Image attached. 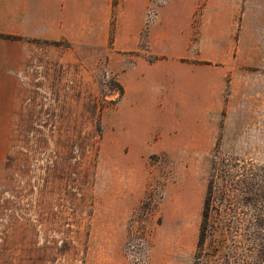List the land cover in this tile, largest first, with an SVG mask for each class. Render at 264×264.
Wrapping results in <instances>:
<instances>
[{
	"label": "rangeland",
	"instance_id": "1",
	"mask_svg": "<svg viewBox=\"0 0 264 264\" xmlns=\"http://www.w3.org/2000/svg\"><path fill=\"white\" fill-rule=\"evenodd\" d=\"M147 22L177 60L128 80L127 95L105 48L32 71L16 104L3 263L196 264L217 155L253 169L232 241L235 264H264V0H153Z\"/></svg>",
	"mask_w": 264,
	"mask_h": 264
},
{
	"label": "crops",
	"instance_id": "2",
	"mask_svg": "<svg viewBox=\"0 0 264 264\" xmlns=\"http://www.w3.org/2000/svg\"><path fill=\"white\" fill-rule=\"evenodd\" d=\"M152 3L153 0H0V229L8 227L3 215L14 204V173H9L8 163L14 160L16 104L28 99L25 95L32 71L46 69L47 63L50 69L55 64L68 65L69 57L77 60L75 47L105 48L110 50V66L114 72L119 71L127 95L128 80L144 72L150 78L159 66L177 60V56L156 49L157 25L147 22ZM145 30L147 44L141 50ZM60 41L67 45L47 43ZM149 55L158 60L149 62ZM115 61H119L117 67ZM70 65L75 72L77 61ZM167 75L163 73L165 79ZM0 264H5L1 257Z\"/></svg>",
	"mask_w": 264,
	"mask_h": 264
},
{
	"label": "trees",
	"instance_id": "3",
	"mask_svg": "<svg viewBox=\"0 0 264 264\" xmlns=\"http://www.w3.org/2000/svg\"><path fill=\"white\" fill-rule=\"evenodd\" d=\"M47 43L67 45L63 41ZM120 92H124L123 88ZM252 170V167L245 164L233 165L220 156H214L203 204L196 264H235L236 249L232 241L235 204L241 201L250 205L253 195ZM218 232L221 237L217 238ZM210 236L214 237L210 250L206 251L204 239Z\"/></svg>",
	"mask_w": 264,
	"mask_h": 264
}]
</instances>
